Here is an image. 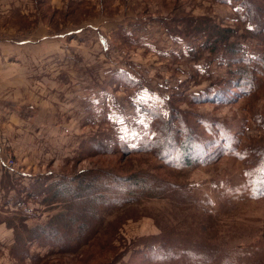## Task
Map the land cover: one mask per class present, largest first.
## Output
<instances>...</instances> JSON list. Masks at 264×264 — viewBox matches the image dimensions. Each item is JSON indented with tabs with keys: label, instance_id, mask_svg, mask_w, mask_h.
Masks as SVG:
<instances>
[{
	"label": "rangeland",
	"instance_id": "obj_1",
	"mask_svg": "<svg viewBox=\"0 0 264 264\" xmlns=\"http://www.w3.org/2000/svg\"><path fill=\"white\" fill-rule=\"evenodd\" d=\"M242 1L0 0L3 159L16 190L59 183L0 207V264H264V21ZM86 172L145 180L52 249L23 220L76 217L50 195Z\"/></svg>",
	"mask_w": 264,
	"mask_h": 264
},
{
	"label": "trees",
	"instance_id": "obj_2",
	"mask_svg": "<svg viewBox=\"0 0 264 264\" xmlns=\"http://www.w3.org/2000/svg\"><path fill=\"white\" fill-rule=\"evenodd\" d=\"M242 5V10L244 11L245 17L247 18V20L249 22H251L253 19L258 20L256 22L257 26H260L259 23L264 21V6H259L258 2L254 3L250 0H247V4L245 5V3H243V1L241 2ZM253 8V9H252ZM262 20V21H260ZM261 28V27H260ZM226 31L220 30V33L224 34ZM232 33V31H231ZM224 40H226V38H224ZM214 102H216L214 100ZM167 125H169V123H167ZM157 143V140H156ZM155 143V144H156ZM182 143L180 142V146L182 147ZM158 144L156 145L157 149ZM184 151H187L186 149ZM184 152L182 151V154ZM164 158H161L160 160H162ZM189 156L186 157L183 156V161L185 162L186 165L190 164V160H189ZM95 173V174H92ZM80 177L82 178V180L78 183V186L76 188L74 187H69V186H59L56 190H58V192H54V196L50 195L52 197V199L55 200V196L57 195L59 199L62 200L63 203H69V205H71L73 212L75 210V208L77 209V213H76V217L74 215H70V216H65V213L59 214V216H56L57 221L60 217L64 216L63 218H67V220H61L60 224L58 226H56L57 221L54 222V224H52L49 227H45V228H36L34 230H31L29 232H37L38 233V238L43 239V235L45 238H48L52 243H54L55 245H57L59 242H61L62 244H65V230L61 229V227L63 225H69L70 227H75V224L78 225V231L79 233H76V238L72 237L73 240L74 238L77 239V243L75 245V241L73 243H70V245H72V248L78 246V244L80 243V235L82 234L83 229L85 230L86 225L89 221H87L86 219L88 217H93L94 213H96V205L100 204V200H104L103 203H106L105 200L108 201V203H112L113 204H118V200L117 198H108V196H101V194L107 192H112L116 190V188H118V186L121 185V183H126L129 186H131L129 183L132 182L131 180H135V184H143V181L145 180L144 178H140L137 177V175H125V176H115V175H109L108 173H102V172H86L85 174H83L82 176L80 175ZM138 180V181H137ZM162 183V182H161ZM54 184H59L58 182H55ZM106 187V189H105ZM128 187V186H127ZM142 187V185L137 186ZM49 191V189H46V192ZM72 194V198L70 200H65V195L68 194ZM62 196V197H61ZM53 202H58V201H53ZM74 207V208H73ZM68 208V206H67ZM84 211V212H83ZM74 214V213H73ZM85 214V216H84ZM85 217V218H84ZM56 223V224H55ZM54 228V229H53ZM57 228L59 229L58 232H56ZM53 229V230H51ZM43 234V235H42ZM53 237L57 238L60 237L58 240H55ZM79 237V238H78ZM71 240V239H70ZM19 244L16 245V247H18Z\"/></svg>",
	"mask_w": 264,
	"mask_h": 264
},
{
	"label": "crops",
	"instance_id": "obj_3",
	"mask_svg": "<svg viewBox=\"0 0 264 264\" xmlns=\"http://www.w3.org/2000/svg\"><path fill=\"white\" fill-rule=\"evenodd\" d=\"M3 157H4V154L2 152V147H1L0 148V207L1 206H3V207L11 206V204L14 206H20L18 203V198H17L19 194H20V196L24 195V198L27 197V200H26L27 205L40 206L41 205L40 200L42 199V197L44 195L38 197V195L34 193L32 196H29V195L27 196L26 193L28 191H30L29 194L31 195L32 191H36L37 188H40L41 192H46L47 185L50 183H55L56 181H58V179L56 178V179L51 180V177H49L48 179L45 180V183L43 181L44 185L42 188H41V186H39V187L35 188V190H33V188L28 189V191L23 190V192L16 190V188H15L16 186H14V184H16L17 186H20V185H18V183L21 179L17 178L20 176V174L18 172H14L13 169L12 170L8 169L5 165L6 160H4ZM22 170L27 171V168L24 169L21 167L19 169V172L22 173L21 172ZM42 178H44V175H41L39 177V182L41 181ZM12 180L14 182H12ZM30 180L33 182L34 178H32ZM36 184H38V183H36ZM24 198H22V199H24ZM8 203H10V204H8ZM27 218L28 219L23 220V222L29 231L34 230V229L39 228V227L43 228L45 226L44 223H46L45 221L47 219L46 215H41L38 218L37 217H35V218L34 217H27ZM6 222H7L6 219L0 218V250H2V251L5 250L7 246L11 247L13 244V231L14 230L12 227L8 228V226H6ZM48 245L51 246L52 249L59 250V248H60L58 244H57V246H52V243L48 242ZM43 249H46V248H43ZM60 251H61V248H60ZM25 264H30V263H25Z\"/></svg>",
	"mask_w": 264,
	"mask_h": 264
},
{
	"label": "built area",
	"instance_id": "obj_4",
	"mask_svg": "<svg viewBox=\"0 0 264 264\" xmlns=\"http://www.w3.org/2000/svg\"><path fill=\"white\" fill-rule=\"evenodd\" d=\"M8 166H10L11 164H7Z\"/></svg>",
	"mask_w": 264,
	"mask_h": 264
}]
</instances>
